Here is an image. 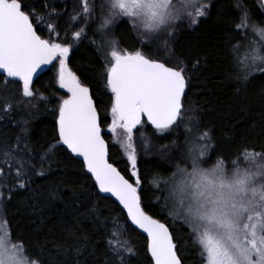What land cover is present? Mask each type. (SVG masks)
Listing matches in <instances>:
<instances>
[{
    "label": "snow or ice",
    "instance_id": "snow-or-ice-1",
    "mask_svg": "<svg viewBox=\"0 0 264 264\" xmlns=\"http://www.w3.org/2000/svg\"><path fill=\"white\" fill-rule=\"evenodd\" d=\"M210 6L211 0H179L178 4L174 0H100L97 11L95 0H76L62 39L58 21L64 11H57L49 0H41L39 10L31 0H0V113L8 116L14 108L32 107L33 78L47 66L55 70V82L65 91L57 105L53 142L41 152L30 146L26 127H21L14 142H0V188L14 182L15 188L28 189L32 175H45L44 165L52 154L58 148L66 150L82 160L93 192L110 194L131 225L146 234L149 264H183L173 231L142 205L133 143L134 129L145 125V117L161 137L183 124L187 150L180 162L184 166L178 164L166 178H149L150 188L164 197L161 211L167 209L169 220L187 228L201 264H264V149H241L231 166L226 157L217 155L214 164L205 166L215 152L213 131L191 115L195 109L185 100L187 64L172 47L176 22L187 18L196 25ZM236 8L240 15L231 22L226 46L232 75L246 87L264 78V4L257 8L260 19L253 18L243 0H236ZM80 20L95 24L93 36L101 40L99 44L91 40L102 64L99 78L104 90L99 102L69 66L74 46L86 38V28L80 27L71 33L72 42L67 41L68 30ZM118 20L131 22L137 34L134 50L121 48L115 36ZM244 49L248 55L241 58L238 53ZM198 66L199 60L192 67ZM120 132L126 137L120 147L130 165L127 178L110 162L105 139ZM141 140L145 152L149 151L143 132ZM170 146L176 147V141L164 145V150ZM241 160L246 166L241 167ZM80 196L91 199L92 192L82 191ZM155 203H160V197ZM96 208L93 204L86 215L96 214ZM118 226L119 218H113L114 230L106 232L103 252L85 257L87 249L79 243H56L47 252L42 246L32 253L23 240L12 238L10 224H0V264H128L136 249L122 238L127 225L115 230Z\"/></svg>",
    "mask_w": 264,
    "mask_h": 264
},
{
    "label": "trees",
    "instance_id": "trees-1",
    "mask_svg": "<svg viewBox=\"0 0 264 264\" xmlns=\"http://www.w3.org/2000/svg\"><path fill=\"white\" fill-rule=\"evenodd\" d=\"M31 2L39 10L41 0ZM49 3L53 4L57 11H64L58 21L61 37L64 39L66 22L73 13L76 0H49ZM243 4L252 10L254 19H260L257 11L260 0H243ZM239 15L236 0H211L206 17L200 19L196 25L179 26L172 38L176 57L183 59L188 68L186 104L190 103L195 109L191 115L199 117L202 126L213 131L215 152L212 153L210 161H215L217 155H222L231 163L236 153L243 148H254L256 151L264 149V78L254 79L246 87H242L232 75L228 60L226 38L231 22ZM117 24L115 36L119 39L121 48L134 50L138 47L137 34L130 28V22L118 20ZM80 27L86 28V38L78 47L74 46L70 53L69 66L81 76L82 81L91 88L94 99L99 102L100 93L104 90L99 78L102 64L97 59L91 40L96 39L99 44L100 38L93 36L95 24L85 25L84 21L80 20L75 27L68 30L67 41L72 42L71 33ZM148 50L145 48L146 52ZM243 51L247 49L238 53L241 58L245 57ZM197 60L199 66L193 68ZM54 75L55 70L50 66L33 81L31 87L34 97L30 98L32 107L22 105L14 108L8 116L0 113V142H14L21 127L27 128L30 146L36 152H41L53 142L58 115L57 105L59 98L65 95V91L58 88ZM2 79L3 77H0V80ZM42 96L47 99L41 100ZM103 99L107 103V97ZM24 103L28 104L29 100L26 99ZM146 119L145 117L144 126L134 129L133 140L137 150V171L142 180V205L148 214L165 222L173 231L178 242V255L183 264H201L189 231L179 222L173 223L169 220L167 209L161 211L164 197L160 192L153 191L149 185V178H166L175 171L178 164L184 166L180 162L181 156L187 150L184 146V125L181 124L178 129L161 137L147 124ZM106 127L107 125L105 129ZM141 132L145 133L152 151L149 149L145 152ZM105 139L109 144L110 162H113L126 178L129 177L130 165L123 156V150L113 141L112 135L106 136ZM174 140L176 147L170 146L164 150L163 146L171 145ZM44 168L45 175H32L30 186L26 190L15 188L14 182L9 183L7 188L0 189L3 192V198L0 200L2 215L5 223L11 226V236L14 240H23L32 253L42 246H46L47 252V249L56 243H79L82 248L87 249L84 253L87 257L90 252H103L105 234L114 230L113 218L118 217L119 226L115 230H123L127 225V232L122 238L129 240L136 249V255L128 264H149L146 235L131 225L126 213L121 211V207L113 199L93 192L90 188L92 182L85 175L80 160L72 157L66 150L58 148ZM82 191L92 192L91 199L81 197ZM157 197H160L159 204L155 203ZM93 204L97 205L96 214L86 215ZM101 222H105L107 227Z\"/></svg>",
    "mask_w": 264,
    "mask_h": 264
},
{
    "label": "rangeland",
    "instance_id": "rangeland-1",
    "mask_svg": "<svg viewBox=\"0 0 264 264\" xmlns=\"http://www.w3.org/2000/svg\"><path fill=\"white\" fill-rule=\"evenodd\" d=\"M174 3H179V0H174ZM95 4H96V7H97V11H99V4H100V0H95ZM130 22V21H129ZM131 23V22H130ZM182 25H188V26H191V24L189 23L188 19L185 18V19H181L180 21L176 22V24L174 25V31L177 30V28L179 26H182ZM79 30V28H78ZM171 30V29H170ZM77 31V30H75ZM72 38V36H71ZM100 43H101V40H100ZM244 56H247L248 55V50L247 51H243L242 52ZM112 139L115 143L118 144V146L120 147V144L125 142L126 141V137L123 135L122 132L116 134V135H112ZM121 148V147H120ZM122 149V148H121ZM150 151H152V149H150ZM159 151V150H158ZM215 161H208V163L205 165L206 167L207 166H211L212 164H214ZM229 166H231V163H229ZM246 166L245 162L243 160H241V167H244ZM0 189H3V188H0ZM1 191V190H0ZM1 200V199H0ZM5 223V220L3 218V215H2V210H1V206H0V224H4Z\"/></svg>",
    "mask_w": 264,
    "mask_h": 264
},
{
    "label": "water",
    "instance_id": "water-1",
    "mask_svg": "<svg viewBox=\"0 0 264 264\" xmlns=\"http://www.w3.org/2000/svg\"><path fill=\"white\" fill-rule=\"evenodd\" d=\"M260 2H261V4H264V0H260ZM50 66H47L44 70H42V71H40V72H38L35 76H34V78H33V81L36 79V78H38L40 75H42L48 68H49ZM76 159H78V160H80L81 162H82V160L81 159H79V158H76ZM115 166V165H114ZM104 196H107V197H110L111 199H113L114 201H115V198H113V197H111L110 196V194H103ZM116 202V201H115ZM117 203V205H119L118 204V202H116ZM120 207V206H119ZM126 213V212H125ZM140 230V229H139ZM141 231V230H140ZM142 232V231H141ZM143 233V232H142ZM145 234V233H144ZM146 235V234H145Z\"/></svg>",
    "mask_w": 264,
    "mask_h": 264
}]
</instances>
